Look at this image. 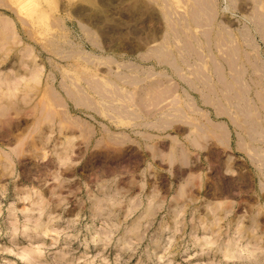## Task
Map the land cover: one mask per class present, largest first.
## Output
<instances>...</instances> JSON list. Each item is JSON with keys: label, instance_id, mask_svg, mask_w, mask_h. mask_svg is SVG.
<instances>
[{"label": "rangeland", "instance_id": "rangeland-1", "mask_svg": "<svg viewBox=\"0 0 264 264\" xmlns=\"http://www.w3.org/2000/svg\"><path fill=\"white\" fill-rule=\"evenodd\" d=\"M263 13L0 0V104L22 105L0 110V264H264V170L234 148L180 155V109L216 114L201 93L226 78L232 145L254 131L264 155Z\"/></svg>", "mask_w": 264, "mask_h": 264}, {"label": "crops", "instance_id": "crops-1", "mask_svg": "<svg viewBox=\"0 0 264 264\" xmlns=\"http://www.w3.org/2000/svg\"><path fill=\"white\" fill-rule=\"evenodd\" d=\"M262 19L264 20V13L262 14ZM228 80L226 78V82L223 84V89L220 93H217L216 87L213 85L208 88L206 93H201V104L213 107L214 112L219 114L223 119L215 120L214 116L216 114H213V116L211 114L196 113L193 117H186L184 109L182 111L180 109V128L187 127L183 129L185 141L180 146V155L186 153V149H191L197 154H217L220 156L224 155L226 158L234 148L235 152L245 155L247 162L256 170L262 171L264 170V166H262L264 164V155L260 156L256 154L253 142V139L257 138V132L249 131L245 134H239L235 146L233 147L232 145V132L230 131L229 123L234 119L232 112L233 95L231 93L233 85ZM234 121L236 120L234 119ZM262 133L264 135V132ZM221 171L223 173L221 169L216 171L215 175L218 178L224 177ZM262 172L260 176L264 178V171ZM245 176L246 173L243 169H240V179L245 178Z\"/></svg>", "mask_w": 264, "mask_h": 264}, {"label": "bare ground", "instance_id": "bare-ground-1", "mask_svg": "<svg viewBox=\"0 0 264 264\" xmlns=\"http://www.w3.org/2000/svg\"><path fill=\"white\" fill-rule=\"evenodd\" d=\"M34 105V104H33ZM20 106H22V105H20V104H18V103H7V104H4V105H2V104H0V110H3L5 113H4V115H7V114H9V112H11V111H13V110H18V109H20ZM48 111V110H47ZM46 113V112H45ZM51 115V114H50ZM8 116V115H7ZM6 116V117H7ZM45 117H46V115H45ZM62 119H61V124L63 125L61 128L62 129H68V127H69V123H70V119L64 114V115H62V117H61ZM22 121V120H21ZM60 129V128H59ZM44 138V137H43ZM10 142V141H9ZM67 142V141H66ZM65 144V143H64ZM32 146V145H31ZM65 147V146H64ZM23 148V147H22ZM20 150H21V148H20ZM23 151H24V149H23ZM11 155V154H10Z\"/></svg>", "mask_w": 264, "mask_h": 264}]
</instances>
